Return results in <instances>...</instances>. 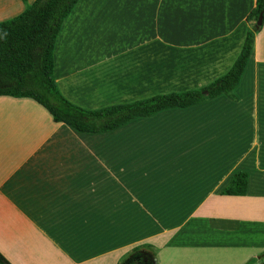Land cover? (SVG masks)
Listing matches in <instances>:
<instances>
[{"label": "crops", "instance_id": "1", "mask_svg": "<svg viewBox=\"0 0 264 264\" xmlns=\"http://www.w3.org/2000/svg\"><path fill=\"white\" fill-rule=\"evenodd\" d=\"M35 0H0V22ZM255 0H78L54 80L88 110L202 89L238 57ZM234 99L105 133L0 96V253L11 264H264V20ZM247 175L244 196L222 194Z\"/></svg>", "mask_w": 264, "mask_h": 264}, {"label": "trees", "instance_id": "2", "mask_svg": "<svg viewBox=\"0 0 264 264\" xmlns=\"http://www.w3.org/2000/svg\"><path fill=\"white\" fill-rule=\"evenodd\" d=\"M78 0H35L18 16L0 22V96L31 98L44 107L56 123L84 133H105L138 117H148L172 108H186L220 95L234 99L253 49L254 26L264 8L255 0L247 15L250 28L230 70L210 85L179 93L155 95L128 104L88 110L70 103L58 91L54 80V46L63 21ZM264 20V19H263ZM204 92H207L206 94ZM247 175L234 174L222 194L244 196ZM0 264H11L0 253Z\"/></svg>", "mask_w": 264, "mask_h": 264}, {"label": "water", "instance_id": "3", "mask_svg": "<svg viewBox=\"0 0 264 264\" xmlns=\"http://www.w3.org/2000/svg\"><path fill=\"white\" fill-rule=\"evenodd\" d=\"M263 19H264V8L261 10V12L258 15V18H257L255 26H254L255 30H258L262 26ZM204 93L206 94L207 92H204Z\"/></svg>", "mask_w": 264, "mask_h": 264}]
</instances>
